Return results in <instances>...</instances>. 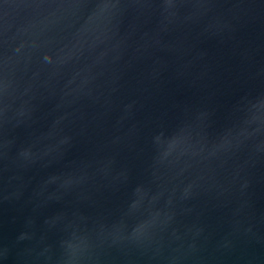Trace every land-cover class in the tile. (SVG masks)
<instances>
[{"label": "water", "instance_id": "1", "mask_svg": "<svg viewBox=\"0 0 264 264\" xmlns=\"http://www.w3.org/2000/svg\"><path fill=\"white\" fill-rule=\"evenodd\" d=\"M0 264H264V0H0Z\"/></svg>", "mask_w": 264, "mask_h": 264}]
</instances>
